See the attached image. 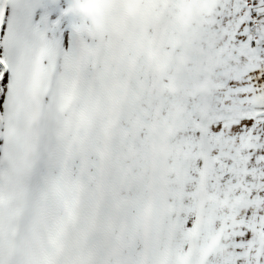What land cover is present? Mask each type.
Returning <instances> with one entry per match:
<instances>
[{"label": "snow or ice", "instance_id": "obj_1", "mask_svg": "<svg viewBox=\"0 0 264 264\" xmlns=\"http://www.w3.org/2000/svg\"><path fill=\"white\" fill-rule=\"evenodd\" d=\"M71 4L0 0V133L31 103L38 65L69 46ZM209 24L221 66L180 138L191 181L182 220L201 264H264V0H212Z\"/></svg>", "mask_w": 264, "mask_h": 264}, {"label": "rangeland", "instance_id": "obj_2", "mask_svg": "<svg viewBox=\"0 0 264 264\" xmlns=\"http://www.w3.org/2000/svg\"><path fill=\"white\" fill-rule=\"evenodd\" d=\"M196 1L200 8L211 6L212 3V0ZM123 7L124 5L119 0H72L70 12L74 17V23L69 46L67 49L52 52L47 64L38 65L36 84L34 85L31 103L27 109L17 116L3 118L6 121V131L0 133L5 138L3 146L0 147V246L11 235L15 236L16 240L20 239L19 241L24 242L27 239L28 232H30L33 243H36V238L44 242V239L49 235L52 240L50 243L51 248H49L51 253L48 250V255L44 256L42 264H111L113 258L119 255V251L116 254L114 252L115 255L113 256H109L105 251L99 254L98 244L96 248V236H91L90 233L95 227V222H98L93 217L95 199L97 197L98 200L102 197L97 192L98 184L95 181L97 174L96 160L103 152L100 140L105 124L104 120L107 116L106 112L109 108L108 94H110L107 91L109 79L101 71V52L98 50V41L101 37L105 40L108 39L109 33L106 21L112 10L114 8L122 10ZM202 43L206 44L205 41H202ZM216 43V40L211 37L206 44L207 46H200L202 50L198 51L199 56L196 60V65L199 66L213 64V69H211L213 73L208 76L209 87L204 89L202 95L197 93L190 95L189 91L184 89L179 91L177 98H175L181 100L183 105L188 106V110L191 107L193 109L202 98L212 94L213 81L221 66ZM82 45L88 48V51H93L88 59L85 58L84 67L78 64V52ZM47 50L48 48L45 46L41 51V55H48L49 51L47 52ZM105 63L107 62L105 61ZM80 69H82L84 91L82 90V93L79 92V94L84 97L87 95L86 91L89 92L92 96L91 102L96 106V114L93 121L86 122L82 128L76 127L74 123L68 124L67 129L64 131L67 139L63 140L64 132L60 131L61 123L65 121V116L67 117L69 112H72L74 108H78L73 103L68 106L67 102L69 101L65 98L68 97L67 94L71 93L68 92L69 87L77 79ZM140 76L137 73L135 82L140 80ZM200 77L203 79L202 76ZM132 91L131 101L121 107L117 134L109 135L108 132H105V136L104 134L102 136V141H107L112 137V139L115 138L112 148L115 156L112 157L110 171L107 166L104 168L105 171L109 172L107 175L109 185L106 187L107 191H105L106 198L102 197L101 200H98L101 202V211L96 213L100 216L99 221L101 222L111 223L115 218L111 215L113 207H115L114 203L118 198L127 195H131L133 199L135 198L133 191H137L138 183L141 182L143 174H147V171L142 173L139 171L140 169L137 170L138 172L127 173L126 185L122 183L119 185L122 177L118 181L115 172L126 161H130L135 154H139V152L148 148L146 131L139 127L141 123L137 122V124L129 126V130L133 129V131L131 134L127 133V118L137 117V111L139 113L140 110L136 101L138 93H135L133 89ZM60 104H63V107L66 108L68 106V108H60ZM45 108L46 114L43 113ZM60 114L64 115V120L60 119ZM122 116L123 123H120ZM27 124L31 126L30 134L25 132ZM77 134L78 137L82 134L81 141L73 147L68 141ZM181 147L185 148L184 145ZM145 159L148 160L147 156ZM165 159L167 161V157ZM183 163L185 164V162ZM131 178H133L132 182H130ZM46 191L50 193L46 200L52 201L49 206L51 213L49 212L50 215L47 213L44 216L45 221L48 220L45 225L42 223L34 229L38 231L39 236H33L34 230L32 228L31 231L27 230L28 232H25L19 227L22 221L27 222V212L24 213L23 206L29 198L35 197L37 193H46ZM134 201L136 202V199ZM135 202L130 201L123 205L127 206V210L129 209L127 217L123 216L126 220L124 228L126 233L139 228L137 223L140 217L139 208L141 205ZM59 207H61V215L59 214ZM81 217H84L82 222L79 221ZM118 223H120L118 220L117 223H112V226H109V231L116 232ZM44 228L45 232L42 235ZM111 228L113 229L111 230ZM186 233L182 220L176 245L179 251H183L185 248ZM131 237L134 240V237L137 239L140 234L132 231ZM133 243L126 244L123 248V255H120L123 259L121 264H137L141 247L139 243L134 247L132 246ZM21 252H24L23 248ZM51 254L54 257L52 261ZM20 261L18 264H28L25 258ZM2 263L3 261L0 258V264Z\"/></svg>", "mask_w": 264, "mask_h": 264}, {"label": "trees", "instance_id": "obj_3", "mask_svg": "<svg viewBox=\"0 0 264 264\" xmlns=\"http://www.w3.org/2000/svg\"><path fill=\"white\" fill-rule=\"evenodd\" d=\"M197 3L196 0H164V14L160 21L165 38L159 57L161 67L159 71L147 73L141 68L138 72L141 75L140 80L133 82L132 89L138 93L136 101L140 110L139 113L137 111V117L127 118V133L131 134L133 131V129L129 130V126L137 122L141 123L139 127L146 131L148 148L135 154L130 161H126L120 169L115 170L118 181L122 177L119 185L121 183L126 185L127 173L139 169L142 173L147 171L138 183L137 191H133L134 199L141 206L137 223L139 228L131 230L130 233L124 230L125 217L129 209L127 210V206L123 205L130 201L135 202L131 195L120 197L115 201L111 215L115 218L111 223L99 221L100 216L96 213L101 211V202L98 200L102 197L106 198L105 191L109 185L107 182L109 172L104 168L107 166L110 171L112 157L115 156V152L112 151L115 138L102 141L103 134L105 136V132H108L107 116L104 120L100 140L103 152L96 160L95 180L98 184L97 192L102 197L95 199L93 217L98 222H95L90 234L96 236V248L98 244L99 254L105 251L109 256H113L119 251V255L113 258L111 264H121L122 250L131 242H134L132 246L135 247L139 243L141 247L137 264H201L196 232L187 231L185 234L187 250L184 248L183 251H179L176 246L182 214L185 211L184 202L191 183L188 170L183 163L187 159V149L186 146L181 147L180 138L190 126L193 109L191 107L188 110V106L175 98L179 91L184 89L189 91L190 95L194 93L202 95L204 89L209 87L208 76L213 73L211 70L213 64L196 65L199 52L202 50L200 46H207V42L211 37L213 38L209 24L210 6L200 8ZM107 91L110 93L109 88ZM122 120L123 116L120 123H123ZM118 122L113 129V135L117 134ZM109 141L110 147L105 152ZM146 156L148 160L145 159ZM132 181L133 178L130 182ZM200 209L202 210V205ZM117 220L121 224L118 223L116 226V232L109 231V226L117 223ZM132 231L139 233L140 237L137 239L134 237L132 240Z\"/></svg>", "mask_w": 264, "mask_h": 264}, {"label": "clouds", "instance_id": "obj_4", "mask_svg": "<svg viewBox=\"0 0 264 264\" xmlns=\"http://www.w3.org/2000/svg\"><path fill=\"white\" fill-rule=\"evenodd\" d=\"M123 9L114 8L108 17V39L101 37V71L108 77L110 89L107 112L108 134L120 118L121 107L132 97V85L141 68L145 73L159 71L160 54L165 44L163 27L164 0H119ZM105 61L107 63H105ZM106 145L105 152L110 147ZM103 159V155H102Z\"/></svg>", "mask_w": 264, "mask_h": 264}, {"label": "bare ground", "instance_id": "obj_5", "mask_svg": "<svg viewBox=\"0 0 264 264\" xmlns=\"http://www.w3.org/2000/svg\"><path fill=\"white\" fill-rule=\"evenodd\" d=\"M96 1V0H95ZM87 4V3H86ZM94 7V6H93ZM85 8V7H83ZM89 8V7H88ZM95 8V7H94ZM82 9V8H81ZM98 9V8H97ZM95 10V9H94ZM93 12V11H92ZM95 13V12H94ZM98 21V20H97ZM83 40V39H82ZM83 43V41H82ZM81 44V42H80ZM87 44V43H86ZM90 47V45H88ZM92 47V46H91ZM88 48L86 47H80L79 48V52H78V64L81 65V67H84L83 64L85 62V58L88 59V57L92 54L91 51L87 50ZM91 49V48H89ZM49 50H47L48 52ZM86 55V57H85ZM91 59V58H90ZM77 64V63H76ZM85 65V64H84ZM40 67V66H39ZM79 67V66H78ZM92 68V67H91ZM43 69V68H42ZM50 75V74H49ZM48 75V76H49ZM49 80V79H48ZM46 82V81H45ZM44 82V83H45ZM88 83V82H87ZM36 84V83H35ZM85 84V83H84ZM69 87V86H68ZM83 78H82V69H80L79 74L77 75V79L75 80V82L69 87L68 92L70 91V94H67L66 96L68 97H64L68 103V106L73 103L74 106L77 105V107L79 108H74V110L69 112L67 117L65 116V121L61 123V130L62 132H64L67 127L68 124L71 125L72 123H74V125H76V127L78 128H82L83 125H85V123L93 121V118L96 114V106L93 104L92 101V96L89 94L88 91L86 96H82L79 94L82 93L83 90ZM37 89V88H36ZM53 90V89H52ZM84 91V90H83ZM72 94V95H71ZM65 95V94H64ZM63 98V95H62ZM43 100V99H42ZM65 101V100H64ZM59 104V103H58ZM55 106V105H54ZM59 106V105H57ZM67 106V108H68ZM48 108V107H47ZM60 108H64L67 109L66 107H63V104H60ZM46 108L43 110V113L46 114ZM40 112V110L38 111V113ZM42 113V114H43ZM67 114V112H66ZM57 115V113H56ZM65 115V113H64ZM64 115L60 114V119L64 120ZM37 116V115H36ZM55 116V115H54ZM56 117V116H55ZM41 116H40V120H41ZM59 119V120H60ZM60 123V122H59ZM31 126L29 124H27V128L26 131L27 134H30V128ZM73 127V126H72ZM53 129V128H52ZM78 131V130H77ZM66 132L63 133V140L67 139V136H65ZM83 134V132H82ZM81 134V135H82ZM81 135L78 137V134L75 135V137L71 140L68 141V143L75 147L77 145V143H79L81 141ZM50 139V138H49ZM84 139V138H83ZM62 140V138H61ZM67 143V144H68ZM48 147V146H47ZM46 147V148H47ZM46 155V154H45ZM31 167V166H30ZM44 178V177H43ZM45 179V178H44ZM47 190V189H46ZM53 190V189H52ZM51 190V191H52ZM55 190V189H54ZM53 190V191H54ZM45 191V190H44ZM42 191V192H44ZM50 191V190H49ZM49 191H46V193H37L35 195V197H31L28 200L25 201V204L23 206V211L26 214L27 212V222L22 221L20 226L23 230H25V232L34 230L36 227L40 226L42 223L45 225L47 223L48 220L45 221L44 216L48 213L50 215L51 211L49 209V206L51 204L52 201H47L46 198L49 197L48 194ZM52 191V192H53ZM51 192V194H52ZM83 192V191H82ZM64 197V196H63ZM53 198V197H52ZM51 199V197H50ZM62 200V199H61ZM67 200V199H66ZM63 203V201H62ZM61 203V204H62ZM67 203V202H66ZM54 204V203H53ZM60 204V206H61ZM57 205V204H56ZM53 206V205H52ZM51 206V209H52ZM60 208V215H61V207ZM50 212V213H49ZM59 212V211H58ZM57 213V212H56ZM59 217V216H58ZM25 218V219H26ZM61 218V217H60ZM68 218V217H66ZM42 219V220H40ZM58 219V218H57ZM84 219V217H81L79 219L80 222H82ZM58 221V220H57ZM60 221V220H59ZM67 225V224H66ZM45 227V226H44ZM20 230V228H18ZM27 231V232H28ZM45 232V228L43 230L42 235ZM15 233V232H14ZM21 233V232H20ZM16 234V233H15ZM35 234V235H34ZM34 234L33 236H39L38 235V231L34 230ZM21 235V234H20ZM41 236V235H40ZM21 237V236H20ZM44 237V236H43ZM39 238V237H38ZM18 240V239H17ZM16 237L11 235L6 241H4V243L0 246V258L2 259L3 263L2 264H18L19 262H21L20 260L25 258L26 263L28 264H42L44 262V256L48 253L49 248H51V238L48 235L46 237V239H44V242L37 239V241H34L36 243L32 242V237L30 232H28V236L27 239L23 241H17ZM23 243V244H22ZM24 249V252H21V249ZM64 251V250H63ZM50 252V250H49ZM65 252V251H64ZM51 253V252H50ZM48 255V254H47ZM51 261L53 260V254ZM26 256V257H25ZM42 262V263H41ZM48 262V261H47ZM45 262V263H47Z\"/></svg>", "mask_w": 264, "mask_h": 264}]
</instances>
